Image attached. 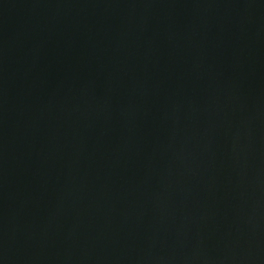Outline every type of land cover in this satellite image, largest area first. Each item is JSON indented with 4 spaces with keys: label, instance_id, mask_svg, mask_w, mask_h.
Listing matches in <instances>:
<instances>
[{
    "label": "water",
    "instance_id": "1",
    "mask_svg": "<svg viewBox=\"0 0 264 264\" xmlns=\"http://www.w3.org/2000/svg\"><path fill=\"white\" fill-rule=\"evenodd\" d=\"M0 264H264V0H0Z\"/></svg>",
    "mask_w": 264,
    "mask_h": 264
}]
</instances>
